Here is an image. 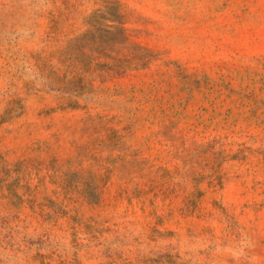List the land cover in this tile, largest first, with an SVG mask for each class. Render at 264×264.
I'll list each match as a JSON object with an SVG mask.
<instances>
[{
    "label": "rangeland",
    "instance_id": "374dc122",
    "mask_svg": "<svg viewBox=\"0 0 264 264\" xmlns=\"http://www.w3.org/2000/svg\"><path fill=\"white\" fill-rule=\"evenodd\" d=\"M0 264H264V0H0Z\"/></svg>",
    "mask_w": 264,
    "mask_h": 264
}]
</instances>
